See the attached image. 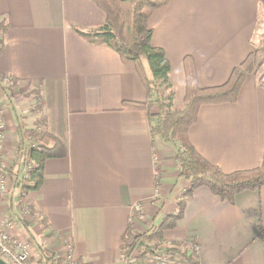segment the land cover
Listing matches in <instances>:
<instances>
[{
    "label": "crops",
    "instance_id": "obj_1",
    "mask_svg": "<svg viewBox=\"0 0 264 264\" xmlns=\"http://www.w3.org/2000/svg\"><path fill=\"white\" fill-rule=\"evenodd\" d=\"M258 11V0H171L151 14V44L170 65L174 109L183 105L184 59L192 60L200 89L222 86L254 51ZM105 21L92 0H0V23L7 27L0 36V169L6 176L0 216L10 235L29 243L31 264L61 261L67 244L73 264H116L125 235L154 233L184 201L164 243L188 257L186 245L196 243L197 264H264V187L236 195L233 204L204 187L183 198L190 184L180 177L175 149L150 132L158 108L121 107L147 101L134 69L73 31ZM39 115L66 155L46 161L39 190L20 198L29 173L16 155L19 128L35 130ZM187 139L223 174L260 166L264 74L250 75L234 104L201 106ZM136 206L145 222L130 227Z\"/></svg>",
    "mask_w": 264,
    "mask_h": 264
},
{
    "label": "trees",
    "instance_id": "obj_2",
    "mask_svg": "<svg viewBox=\"0 0 264 264\" xmlns=\"http://www.w3.org/2000/svg\"><path fill=\"white\" fill-rule=\"evenodd\" d=\"M104 13L105 23L91 30L73 28L82 41L92 45H104L118 54L123 65L134 69L147 93L145 103L123 102L124 110L140 111L156 106L157 123L150 129L152 136L160 137L166 143H175V162L180 177L186 179L190 186L183 198H189L192 192L204 187L223 202L233 204L234 197L246 191H256L264 187V156L256 169L232 174H223L218 167L201 158L187 139L189 128L195 124L198 110L205 105L234 104L244 81L258 68V55L264 56V35L261 47L250 53L247 58L230 74L225 84L219 87L200 89L197 83L195 67L190 58L183 61L185 72V94L183 107L175 110L172 107L173 91L169 81L170 65L161 49L151 44L152 32L147 27L151 14L171 0H92ZM264 14V0H258ZM6 25L0 23V36L6 31ZM38 107L34 113H40ZM35 130L19 128L21 138L18 140L16 155L23 158L25 164L34 168L29 172V179L21 181V196L39 190L43 179V167L50 159L63 158L65 149L46 129L42 116L36 119ZM30 143L38 144L29 148ZM15 168V165H13ZM13 167L6 172H12ZM2 170V169H0ZM184 202V201H183ZM183 202L178 204L179 214L167 216L154 233L147 232L137 236L128 233L132 249L139 240L151 243L162 240L163 232L175 227L181 218ZM128 247L123 241L122 248ZM148 250V249H145ZM157 250L153 247V251ZM152 251V250H151ZM175 256L184 258L176 264H197L185 255L181 249L169 250Z\"/></svg>",
    "mask_w": 264,
    "mask_h": 264
},
{
    "label": "built area",
    "instance_id": "obj_3",
    "mask_svg": "<svg viewBox=\"0 0 264 264\" xmlns=\"http://www.w3.org/2000/svg\"><path fill=\"white\" fill-rule=\"evenodd\" d=\"M4 123L2 113L0 112V154L4 148ZM38 144L30 143L29 148H36ZM27 174L34 168L31 164H26ZM6 193V176L0 170V197ZM145 222L142 209L139 206L134 207L132 216L129 219V226L133 227L136 223ZM11 225L0 216V259L5 264H31L30 263V245L26 241L19 240L10 235ZM124 242L128 247L121 249L116 264H137L144 262L147 264H176L177 256L169 252L171 249L178 248L170 243H164L163 240H154L151 243L138 242L132 249L130 237L124 236ZM153 247L157 250L153 251ZM187 251L198 254V245L192 241L186 245ZM148 249V250H145ZM179 249V248H178ZM152 250V251H151ZM51 264H73L72 248L66 245L64 255L61 261H54Z\"/></svg>",
    "mask_w": 264,
    "mask_h": 264
},
{
    "label": "rangeland",
    "instance_id": "obj_4",
    "mask_svg": "<svg viewBox=\"0 0 264 264\" xmlns=\"http://www.w3.org/2000/svg\"><path fill=\"white\" fill-rule=\"evenodd\" d=\"M264 35V14L263 12H261L260 10V6H259V11H258V21H257V25H256V29H255V33H254V37L252 39V45L254 48V51L258 50L261 47V43H262V36ZM253 51V52H254ZM258 68L256 70V73L259 75L264 74V56L263 55H258ZM27 100L23 102L22 105H24L25 107L27 106ZM183 107V105H182ZM175 109V110H181L182 109ZM174 109V108H173ZM170 145H172L173 147L175 146V143H169ZM175 149V148H174ZM190 257L191 259L196 258V255L192 252H190ZM184 258H180L179 256L177 257V263L181 262Z\"/></svg>",
    "mask_w": 264,
    "mask_h": 264
},
{
    "label": "water",
    "instance_id": "obj_5",
    "mask_svg": "<svg viewBox=\"0 0 264 264\" xmlns=\"http://www.w3.org/2000/svg\"><path fill=\"white\" fill-rule=\"evenodd\" d=\"M0 264H5V263L0 259Z\"/></svg>",
    "mask_w": 264,
    "mask_h": 264
}]
</instances>
